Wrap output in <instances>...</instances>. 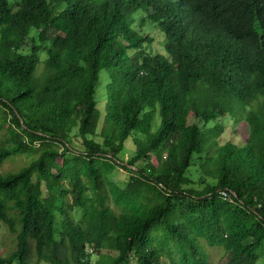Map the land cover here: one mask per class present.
<instances>
[{
	"label": "trees",
	"instance_id": "obj_1",
	"mask_svg": "<svg viewBox=\"0 0 264 264\" xmlns=\"http://www.w3.org/2000/svg\"><path fill=\"white\" fill-rule=\"evenodd\" d=\"M16 154L0 264L33 241L50 264L264 260V0H0V165Z\"/></svg>",
	"mask_w": 264,
	"mask_h": 264
},
{
	"label": "rangeland",
	"instance_id": "obj_2",
	"mask_svg": "<svg viewBox=\"0 0 264 264\" xmlns=\"http://www.w3.org/2000/svg\"><path fill=\"white\" fill-rule=\"evenodd\" d=\"M147 26V25H146ZM149 32H151L152 35L156 36V40L153 44L154 47L158 48V43L159 41H162V35L156 33L152 28L150 29L149 25L147 26ZM36 30H32V34H35ZM29 45V44H28ZM45 51H42V58L44 59L46 57V54L44 53ZM44 63H41L38 69V75H42L43 70H44ZM228 127L225 132V135L222 136L221 141L225 142L227 140H234V141H240L239 139L237 140L234 136V129H238V125L236 126L234 121L230 118L228 120ZM7 130L6 126H4V129L1 131L4 133ZM128 151L124 155L125 161L133 154L134 150L136 149V146L133 142L132 139H130L127 143ZM35 155L30 156L28 154H16L12 155L10 157H7L6 160L1 163L0 165V174H8V173H15L20 171L23 167L27 166L30 164V162L33 160ZM131 172L125 170L122 167H118L113 175L111 176L112 180L119 184L120 186L124 187L129 181V177L131 176ZM80 210H76L74 214L76 215V218H79L80 215ZM206 250L208 252V257L210 259L211 264H222L223 261V254H224V249L219 246H209L206 245ZM17 248V234L14 232L10 231L9 228L5 225L2 224L0 228V255L3 256H8L10 255L14 250ZM93 257H96V254L94 252ZM30 264H50L48 262H45L43 260H38L37 257V251H36V243L33 241L32 243V253L29 258ZM257 264H264V260L258 261Z\"/></svg>",
	"mask_w": 264,
	"mask_h": 264
},
{
	"label": "built area",
	"instance_id": "obj_3",
	"mask_svg": "<svg viewBox=\"0 0 264 264\" xmlns=\"http://www.w3.org/2000/svg\"><path fill=\"white\" fill-rule=\"evenodd\" d=\"M93 250L90 249V252H92Z\"/></svg>",
	"mask_w": 264,
	"mask_h": 264
}]
</instances>
